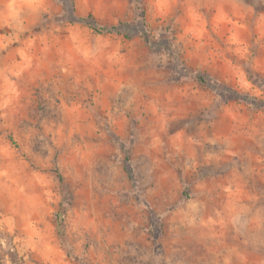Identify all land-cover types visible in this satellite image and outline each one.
<instances>
[{"label":"clouds","instance_id":"9594fccd","mask_svg":"<svg viewBox=\"0 0 264 264\" xmlns=\"http://www.w3.org/2000/svg\"><path fill=\"white\" fill-rule=\"evenodd\" d=\"M0 264H264V0H0Z\"/></svg>","mask_w":264,"mask_h":264}]
</instances>
